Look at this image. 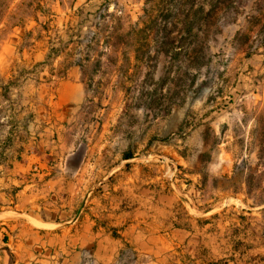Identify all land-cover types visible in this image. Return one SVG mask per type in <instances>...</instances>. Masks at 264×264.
I'll use <instances>...</instances> for the list:
<instances>
[{
	"label": "rangeland",
	"instance_id": "1",
	"mask_svg": "<svg viewBox=\"0 0 264 264\" xmlns=\"http://www.w3.org/2000/svg\"><path fill=\"white\" fill-rule=\"evenodd\" d=\"M15 44L82 69L83 201L127 154L170 186L223 141L264 199V0H0V56Z\"/></svg>",
	"mask_w": 264,
	"mask_h": 264
},
{
	"label": "crops",
	"instance_id": "2",
	"mask_svg": "<svg viewBox=\"0 0 264 264\" xmlns=\"http://www.w3.org/2000/svg\"><path fill=\"white\" fill-rule=\"evenodd\" d=\"M31 51L0 56V264H264V199L225 141L207 170L170 186L160 161L123 156L104 194L83 201L75 157L94 129L82 69L52 60L33 71L43 52Z\"/></svg>",
	"mask_w": 264,
	"mask_h": 264
},
{
	"label": "water",
	"instance_id": "3",
	"mask_svg": "<svg viewBox=\"0 0 264 264\" xmlns=\"http://www.w3.org/2000/svg\"><path fill=\"white\" fill-rule=\"evenodd\" d=\"M82 158H83V153H82V152H79V153L77 154V157H75L76 162H77V163H80V162L82 161Z\"/></svg>",
	"mask_w": 264,
	"mask_h": 264
},
{
	"label": "trees",
	"instance_id": "4",
	"mask_svg": "<svg viewBox=\"0 0 264 264\" xmlns=\"http://www.w3.org/2000/svg\"><path fill=\"white\" fill-rule=\"evenodd\" d=\"M125 157L130 158L131 156L127 154V155H125Z\"/></svg>",
	"mask_w": 264,
	"mask_h": 264
}]
</instances>
